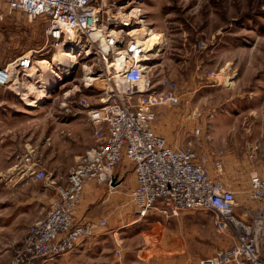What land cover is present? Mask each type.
Returning <instances> with one entry per match:
<instances>
[{"label": "rangeland", "instance_id": "obj_1", "mask_svg": "<svg viewBox=\"0 0 264 264\" xmlns=\"http://www.w3.org/2000/svg\"><path fill=\"white\" fill-rule=\"evenodd\" d=\"M105 5L102 14L120 18L119 28L124 27L128 38L141 42L143 33L128 34L140 28L160 35V44L147 53V78L153 89L175 90L180 98L179 104L160 105V109L183 119L188 131L202 128L199 137L189 134L182 142L192 139L201 152L224 149L221 178L236 192V214L252 212L247 203L251 177L264 160V141L253 151L257 115L251 114L252 108L261 116L264 113V0H106ZM1 12V65L26 53L32 55L36 68L43 58L53 60L60 46L48 39L47 19L10 11L5 5ZM200 41L206 44L204 48H199ZM76 47L77 63L68 74L64 67L55 69L62 78L46 95H40L43 85L29 71L16 77L15 85L0 86V264L23 243L30 225L46 213L60 183L52 181L76 163V154L68 152L75 141L63 136L60 126L77 114H87L83 99L96 106L103 94V64L95 50L79 55ZM86 65L92 71L86 70ZM90 76H95L94 84H89ZM257 89L259 98L254 99L252 92ZM32 149V160L48 174L43 180L25 171V158ZM191 212L209 215L211 234L205 243L212 255L221 247L220 240L222 246L228 245L230 236L216 231L213 212L184 213ZM159 224L171 240L176 233L173 218L151 212L129 230L128 235H133L129 244L144 242L134 233ZM187 228L185 232L192 227ZM96 249L72 251L42 264H132L137 259L131 248L125 252L126 258L114 250L117 256L109 261L105 257L108 253L110 258L111 250H105L100 258Z\"/></svg>", "mask_w": 264, "mask_h": 264}, {"label": "built area", "instance_id": "obj_2", "mask_svg": "<svg viewBox=\"0 0 264 264\" xmlns=\"http://www.w3.org/2000/svg\"><path fill=\"white\" fill-rule=\"evenodd\" d=\"M105 1L0 0V14L5 5L10 11L47 19L48 39L56 41L57 46L74 50L77 45L79 55L95 50L103 64L101 75L105 81L99 106L86 99L81 102L95 127V143L77 157L66 182L57 185V198L44 216L30 225L21 246L1 264H42L96 237L108 221L103 218L79 222L77 210L84 186L94 179L112 184L114 171L124 159L133 163L136 174L137 185L131 197L140 218L151 212L168 219L187 211H211L216 231L232 233L230 246L217 249L199 264H264L260 250L264 213L252 222L236 214V193L220 178L224 172V149L201 152L192 139L174 147L156 131V108L175 106L180 98L175 90L153 89L144 69L146 63L139 61L146 53L144 45L124 34L116 15L102 14ZM112 28L118 33L113 34ZM198 46L204 48L206 44L200 41ZM33 67L34 59L28 53L0 66V86L12 85L16 77ZM89 84H94V80ZM201 133L200 126L192 128L193 137ZM32 152L34 149L26 155L25 171L36 180H43L48 174L32 160ZM210 164L218 177L211 175ZM250 183L249 199L264 204V162L261 171L252 174Z\"/></svg>", "mask_w": 264, "mask_h": 264}, {"label": "crops", "instance_id": "obj_3", "mask_svg": "<svg viewBox=\"0 0 264 264\" xmlns=\"http://www.w3.org/2000/svg\"><path fill=\"white\" fill-rule=\"evenodd\" d=\"M0 66L3 65L0 64ZM259 92L260 90L258 89L253 91L252 98L255 99L256 97L258 99ZM261 99L264 102V92H262ZM99 105L100 102H98L96 106ZM156 112L157 119L154 125L156 131L163 135L172 146H182L184 142H182L181 139L189 134L191 135L192 129L188 131L189 128L183 125V119H180V117H174L172 114H164L163 108L160 109V107H157ZM251 112L253 116L254 114L257 115V138L253 146V151H257L260 142L264 141V113L263 116H261L259 110L257 109L255 111L254 108H252ZM60 127L63 129V136L68 135V137L74 139L75 143L73 149L68 150V152L76 154V157H78L77 155L83 154L95 143V127L87 114H77L68 122V124ZM65 140L67 142V139ZM263 162L264 160L262 161V164ZM209 168L211 175L216 176L212 164L209 165ZM261 169L262 165L258 171H261ZM67 174L68 172L60 174V176L56 177L52 182L56 183V181H59V184L65 183ZM114 176L115 178L112 184L97 179L91 180L85 184L82 200L77 210V218L79 222L86 223L88 221L105 218L108 221L109 228L106 227V229H102L99 232V235L82 244L73 252L77 253L78 251L83 252L84 250H92L97 246L96 250L99 251L98 257L100 258L104 255L105 250H111L110 258L108 253H106L105 257L107 258L106 260L109 261L117 256V254L114 256V250H120L122 258L123 256L126 258L125 252H127V249L130 250L131 248L133 254H136L135 256H137V259L134 260L133 263L131 262L132 264H199L202 258L212 255V252L206 247L205 243L210 240L211 234L209 232V227L211 226L209 223V215L195 214L193 212H183L180 217H173V222L176 226V237L175 234H172L174 236H172L171 240H167L169 237L161 229L162 224H159L153 226L151 229L141 230L134 233V237L136 238H141L142 236L144 242H141L140 244L135 243L136 246H131L129 243H131L133 235H128V232L131 228H134L135 226L138 227L136 224L142 219L137 215L131 197V191L137 185L133 163L128 159H124L114 171ZM56 198L57 191L49 200V203L51 204ZM247 203L250 205L249 208H253V210L252 212L251 210H248L243 215H239V217L245 221L252 222L253 218L259 213H264V204L249 199V196ZM187 227L192 228L185 232L184 229H188ZM222 234L230 236L229 239L227 238L228 241L226 244L228 245L222 246V240H220L218 246L221 247L217 249L228 247L233 242L232 233L228 232ZM260 242L261 255L264 260V234ZM109 243L112 245L111 248H109ZM141 254L143 255V258L139 257Z\"/></svg>", "mask_w": 264, "mask_h": 264}, {"label": "bare ground", "instance_id": "obj_4", "mask_svg": "<svg viewBox=\"0 0 264 264\" xmlns=\"http://www.w3.org/2000/svg\"><path fill=\"white\" fill-rule=\"evenodd\" d=\"M106 28H108V31H109V27L106 26ZM113 31H116V30H113ZM117 32L118 31H116L115 34H117ZM140 32L143 33V35L141 36L143 37V40H141V43L144 45L146 53L144 54V56L140 58L139 61H142V60L147 61L148 60L147 53L152 51V49L157 48V46L160 44L161 37L160 35L151 32L147 28L134 29L129 34L136 35V34H139ZM73 51L74 50L68 49L66 48V46L61 45L60 50L54 56L52 61L46 60L47 58H43L45 60H41L38 62L39 68H36V66H34L31 70H29V72L32 73L31 77L36 82L42 83L43 85L41 91H39L41 96L46 95L47 89L48 88L51 89L55 87L56 85H58L59 81L61 80L62 77L56 73L55 69H61L62 67H64L66 73L67 74L70 73L71 67L77 63V55L75 54L76 52L75 51L73 52ZM143 65H144V69L146 70L147 69V67L145 66L146 64H143ZM85 69L88 70L89 72L92 71L91 67L87 65L85 66ZM63 73L61 72V74ZM88 80L92 81V80H96V78L90 76ZM31 104L33 105V103Z\"/></svg>", "mask_w": 264, "mask_h": 264}]
</instances>
